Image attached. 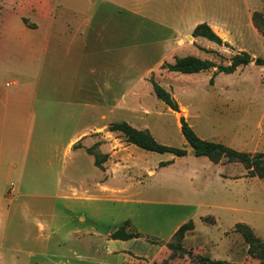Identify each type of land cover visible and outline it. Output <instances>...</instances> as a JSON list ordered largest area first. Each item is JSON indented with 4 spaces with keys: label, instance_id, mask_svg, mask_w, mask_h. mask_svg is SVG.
<instances>
[{
    "label": "rangeland",
    "instance_id": "obj_1",
    "mask_svg": "<svg viewBox=\"0 0 264 264\" xmlns=\"http://www.w3.org/2000/svg\"><path fill=\"white\" fill-rule=\"evenodd\" d=\"M57 1L64 32L49 40L47 31L33 37L37 47L28 75L34 83L27 86L63 101L89 100V107L79 106L66 117L61 115L65 103L49 102L45 111L39 100L35 114L26 119L24 149L16 146L13 152L4 142L2 155L12 170L0 180V264H133L132 255L140 264L151 262L148 256L163 261L171 253L167 243L190 220L195 229L183 239L187 250L258 264L235 225H250L264 241V178L251 177L243 164L227 158L214 163L195 156L180 118L204 139L264 153V65L256 64L264 58V35L253 21L254 15H264V0ZM77 20L82 29L76 30ZM217 21L225 24L226 31L219 29L223 44L192 35L195 22L212 27ZM23 22L37 27L27 17ZM241 52L255 61L231 74H215L217 67L194 74L165 67L188 55L229 65ZM9 64L1 63L0 85L21 79L1 72ZM152 81L170 92L179 111L157 98ZM118 121L148 130L162 144L186 147L188 155L131 144L124 134L109 131ZM86 125L89 132L65 154L66 142ZM54 133L57 146L48 148L43 136ZM89 149L99 155L104 170ZM47 166L45 175L26 173ZM127 220V230L140 233L139 238L107 236ZM171 263L197 264L188 255Z\"/></svg>",
    "mask_w": 264,
    "mask_h": 264
},
{
    "label": "crops",
    "instance_id": "obj_2",
    "mask_svg": "<svg viewBox=\"0 0 264 264\" xmlns=\"http://www.w3.org/2000/svg\"><path fill=\"white\" fill-rule=\"evenodd\" d=\"M57 3H58L57 0H0V66L1 63H13L3 67L1 72L3 71V73L6 76H8L9 74H15V75L20 74L21 76V79L19 78H15L14 80L10 79L0 85V180L3 179L4 175L7 172L12 170L11 163H8L3 158L2 155L3 147L5 144L4 142L6 141L9 144V146H12L11 149L13 150V152L16 146L19 147V149L21 150L24 149L25 142H27L25 140L26 128H27L26 119H29L30 116L35 114L36 112L35 107L39 104L38 103L39 100L44 102L42 106L44 107L45 111L46 110L48 111L49 102L57 101V102H61L62 104L65 103L66 109L62 110L63 112H61L62 113L61 115L66 117L74 116L75 113L79 111L78 109L79 106L84 107V109L89 107V100L87 101L83 99L82 102L80 103L71 100L63 101L62 99L65 98L57 99V98L41 96L39 91L33 90L27 86L28 84L30 86V84L34 83L31 81V78L28 75L31 68L30 61L32 58H34L31 57V54L36 52V47H37L35 44L32 43L34 41L33 37L35 38L36 36H38V34L42 33L43 31L45 32L47 31L48 34H46L47 35L46 40H49L51 38L55 39L59 34L61 35L64 32V28H63L64 26L59 20L60 16L63 17V14L59 15L57 13ZM24 17L36 21L37 27L35 29H32L29 28L27 25H25L23 22ZM86 23L89 24V21L86 20ZM198 23L199 22H195L192 25V29H194V27ZM211 25L213 28L215 27L216 29L215 32L219 34V36L223 39V41L226 40L220 34L219 31V29L221 31H226L225 24L217 21L216 23H213ZM251 25L253 26L252 21H251ZM82 26L83 25L79 23V21L77 20V22L75 23L76 30L82 29ZM43 45L41 47H45ZM131 83L132 82H130L129 84ZM63 84H65V81ZM70 84L73 85L71 89L74 92L75 89L74 82L71 81ZM83 90H85V88H81L79 92H82ZM125 90L126 88L124 89L122 95H124ZM85 93L86 95H88V90L87 91L85 90ZM44 100H48V101L45 102ZM114 107L115 106H113L112 108ZM119 107L121 106H116V108L121 110ZM124 107L125 105L123 103L122 108ZM41 128H43L45 131L47 130V127H41ZM48 132L49 131L45 133ZM88 132H89V125H86L83 128H81L79 132L75 133L74 136H71V138L64 145L65 154H69L72 151L74 143L77 141V139ZM43 137H45L46 141H49L48 148H55V146H57V141L59 139L57 133H54L53 136L52 134L50 135L45 134ZM51 157L52 156L48 157L49 158L48 166L50 167H52ZM48 166L44 167V170L40 172H38L36 168H34L32 170L27 171L26 173L29 172L28 173L29 176L30 173L32 174L36 173L37 176L45 175L48 170ZM57 176H58L57 178L60 179V177L63 176V171L58 172ZM218 176L221 177V174L218 173ZM103 188L109 189V187L106 185H104ZM13 192L14 189L11 188L10 194H12ZM37 225L42 230L45 228L44 224L41 222H38ZM194 229L190 232L192 233ZM85 232L89 234L88 230ZM111 233L107 234V236L108 235L111 236ZM135 239L137 238H133L130 240H135ZM130 240H123V241H130ZM110 251H112V249H110ZM123 251L124 254H127L126 252L128 251L130 253L133 252L131 250H123ZM134 253L136 256H142V253L140 252H134ZM193 254L195 253L193 252ZM1 258L3 259V256L0 253V259ZM129 258L133 260L132 262L133 264H135V262L137 264H140V261L137 258H135L133 255L129 256ZM146 258L147 260L151 261L148 262L149 264H153L155 261L161 262L160 260L150 258L149 256ZM214 259H218V258H214ZM230 262L236 263L234 260H231ZM145 263H147V261H145ZM14 264H16V262H14Z\"/></svg>",
    "mask_w": 264,
    "mask_h": 264
},
{
    "label": "trees",
    "instance_id": "obj_3",
    "mask_svg": "<svg viewBox=\"0 0 264 264\" xmlns=\"http://www.w3.org/2000/svg\"><path fill=\"white\" fill-rule=\"evenodd\" d=\"M253 21L255 26L262 31L264 35V15H254ZM192 35L194 37H204L210 41L218 44H223V39L212 29L207 23L198 24ZM252 56L247 52H241L231 58L229 65H219L209 59H201L197 56L188 55L184 57H176L173 63L165 64V67L171 72H179L182 74H194L217 67L218 73L231 74L234 73L239 66L248 65L251 62ZM257 65H264V58L258 57L256 59ZM154 92L158 99L164 102L168 107L174 111H179V105L171 96L170 92L156 81H152ZM181 132L185 137L187 144L191 147L193 153L197 157H207L214 163H219L223 158L231 162H239L249 171L251 177L264 178V153L257 152L250 154L248 152L239 151L233 147L227 146L224 143L211 141L200 137L194 128L188 123L186 118H180ZM111 132H120L124 134L126 140L143 149L159 152L171 153L177 157H185L188 155L186 147H176L160 143L148 130L138 129L132 126L127 121L113 122L108 126ZM88 153L95 155V165L101 170H104L103 162L91 149ZM105 158V157H104ZM207 219V218H205ZM212 221H214L212 219ZM129 220L125 221L118 229L111 233L112 239L130 240L139 238L140 233L129 232ZM195 228L192 220L182 224L173 234L171 240L167 243L168 249L171 251L169 258L161 262L155 261L153 264H172L171 260L178 257L188 255L193 262L197 264H237L228 262L223 259H214L207 255H195L192 251L187 250L183 245V239L186 234ZM235 230L241 233L245 242L248 244V254L253 258L259 260L258 264H264V241L257 236L253 228L246 224L239 222L235 225ZM33 264H39L37 262Z\"/></svg>",
    "mask_w": 264,
    "mask_h": 264
},
{
    "label": "water",
    "instance_id": "obj_4",
    "mask_svg": "<svg viewBox=\"0 0 264 264\" xmlns=\"http://www.w3.org/2000/svg\"><path fill=\"white\" fill-rule=\"evenodd\" d=\"M252 61H255V58L254 57H252V59H251Z\"/></svg>",
    "mask_w": 264,
    "mask_h": 264
}]
</instances>
